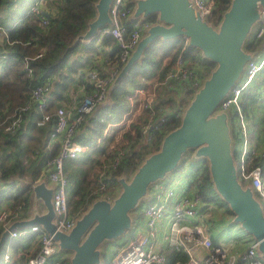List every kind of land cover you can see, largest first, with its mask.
Returning a JSON list of instances; mask_svg holds the SVG:
<instances>
[{
    "label": "built area",
    "instance_id": "built-area-1",
    "mask_svg": "<svg viewBox=\"0 0 264 264\" xmlns=\"http://www.w3.org/2000/svg\"><path fill=\"white\" fill-rule=\"evenodd\" d=\"M194 2L202 17H206L216 4L215 0H194ZM126 3L127 0H113L111 12L114 24L101 27L94 37L98 46L105 36L112 35L115 42L119 44V60L104 67L103 74L94 78L95 87L91 91H86L72 109L61 105L55 112L46 110L45 108L49 104L48 92L51 83L44 81L32 89L27 102L4 118L0 117V124H5L6 129L17 130L24 122L25 112L34 105L42 111L40 117L37 118V123L40 125L46 123L53 114H56L57 120L50 132V138L52 143H59L60 148L47 161L45 171L54 186L52 195L55 217L53 220L58 229L71 228L78 216V212L74 213L70 210L74 182L65 168L66 158L85 153L90 148L94 150L98 148L96 155L102 152L101 155L108 157L111 147L117 144L115 141L119 136L117 134L128 126L144 103L146 108L153 112L151 100L158 84L180 91L188 86L200 85L203 81L199 74L198 66L200 65H190L184 59V52L190 46V40L187 33L181 34L175 39L176 42L172 49L174 62L165 76L160 77L161 74L158 72L154 76L146 78L143 85L135 87L134 91L128 95L130 98L129 107L119 117V120L107 123L99 136L96 147L76 138L82 117L86 113L92 112L99 101L106 98L113 78L136 47L145 27L151 23L148 20L135 19L129 27L121 18V16H128L132 11V7ZM43 11L45 12L43 1L37 0L29 6L27 13L40 16ZM41 19L43 22L48 21L45 14L41 16ZM261 19L262 21L256 24L250 33V40L253 35L255 37L264 36V9ZM0 32L7 33L6 26L0 24ZM254 50L256 52L247 63L242 79L226 94L218 110L233 108L234 141L232 147L238 177L243 184L251 185L262 203V208H264V143H261L258 135L252 132L256 127V117L250 114L258 100L255 103L249 97L245 100L244 95V92L259 78L260 82L264 84V47ZM40 54L41 52L38 53V55ZM28 73H32L31 66H29ZM183 107L180 105L175 109L176 116H181ZM69 111H73L72 116H69ZM165 118L166 116L163 114L162 119ZM162 119L155 125L154 132ZM103 140H105L104 143H102ZM126 149V147H121L114 152L110 163L103 164L97 186L90 187L91 194L111 196L117 192L118 186L114 185L111 190L110 180L104 173L106 167L118 165ZM187 157L184 163L179 166L176 178L167 175L150 184L151 198L140 205V214L132 223L135 232L128 241L114 246L107 254L104 264H166V247L169 245L180 250L174 264H264V257L261 255L257 246L258 239L255 237L245 236L239 240L243 244L236 246L223 240L214 239L212 223L208 221V218L212 219L210 212H213V206L217 201L204 200L199 188V180H197L205 167L209 166V162L202 158L187 162ZM256 159L257 162L252 164V161ZM7 200L0 203V226L3 228L8 227L14 218H21L18 215L19 211H13L9 200ZM31 233H34V240L38 241V245L29 249L27 264H71L70 252H63L54 234L40 223L12 228L8 232V237H26ZM229 234L232 235L231 232ZM230 237L226 236L229 240ZM198 247L203 250L199 251ZM181 253H186V257L183 258ZM15 256L18 255L14 253L11 241L8 240L4 250L3 264H13L16 262H13Z\"/></svg>",
    "mask_w": 264,
    "mask_h": 264
},
{
    "label": "trees",
    "instance_id": "trees-1",
    "mask_svg": "<svg viewBox=\"0 0 264 264\" xmlns=\"http://www.w3.org/2000/svg\"><path fill=\"white\" fill-rule=\"evenodd\" d=\"M36 1L0 0V6L4 5V9L0 11V24L7 29V33L0 34V117L3 118L27 102L32 89L44 81L51 83L48 92L49 104L45 109L55 112L61 105L71 108L80 101L84 91H91L95 87L94 81H89L90 71L97 70L95 77H98L103 74L102 70L106 65L119 60V44L115 42L112 35H107L103 39L105 43L115 45L109 57L103 59V62L95 58L100 52L95 38L88 41L77 40L79 34L89 27L88 22L96 16L97 0H45V12H41L40 16L27 13L29 6ZM215 2L207 19L218 25L231 1L215 0ZM126 4L134 6L133 0H127ZM43 14L48 17L47 22L42 21ZM121 18L131 27L132 20L128 16H121ZM155 19L156 14L151 15L148 21ZM251 38L244 44L247 50L264 47V36L253 35ZM175 39L176 37L169 39L158 36L144 48L143 54L120 78L118 85L104 100L99 101L92 112L82 117L76 134L79 141L96 147L107 123L119 120L129 107L128 95L137 85L145 83V79H141V76L150 78L158 72L161 74L160 77L165 76L174 62L172 49ZM40 52L41 54L38 55ZM184 59L190 65H200L198 66L199 74L203 80L217 64L213 58L204 56L201 49L194 44L186 49ZM29 66L32 67L31 74L28 73ZM86 83L87 88L84 87ZM79 87H83L84 91L79 92ZM157 88V99L154 101L157 112L152 120L156 122V115L160 112H164L166 118L157 125L151 139L148 142L143 141L142 126L147 117L144 119L143 115H139L108 157L100 158L95 164L101 168L105 162L112 161L115 151L121 147L127 148L117 166L106 167L104 174L110 180L111 190L114 185L119 186L120 175L126 173L131 176L143 159L160 147L164 134L181 122L182 116H176L175 109L180 105L186 106L194 95L190 88L179 97L177 96L179 91L176 88L169 89L162 84H158ZM258 92L256 84L251 85L244 92L245 100L249 97L255 103L258 100ZM41 112L36 105L27 110L24 122L17 130H8L5 124H0V203L8 199L13 211L27 213L32 197V183L44 177L43 171L47 161L60 148L59 143H52L50 138V132L56 124V114L40 125L37 123V118L40 117ZM142 119L145 121L143 122ZM93 150L90 148L87 155ZM187 156L188 153L179 166L184 163ZM86 157L79 154L75 157H67L65 160V168L72 177L75 188L70 201L72 212L80 213L98 196L90 193V186L80 193L76 191V187L82 183L81 166ZM256 162L257 159L252 161V164ZM197 180H199V188L204 200L217 201L223 209L235 214L214 185L209 166L205 167ZM139 207L134 209L138 214H140ZM3 229L0 226V233ZM18 238H11L12 243L20 242ZM8 240L4 242L0 250V264H3L4 250ZM166 249V264H174L180 250L173 245L167 246ZM181 256L185 258L186 253H181Z\"/></svg>",
    "mask_w": 264,
    "mask_h": 264
},
{
    "label": "water",
    "instance_id": "water-1",
    "mask_svg": "<svg viewBox=\"0 0 264 264\" xmlns=\"http://www.w3.org/2000/svg\"><path fill=\"white\" fill-rule=\"evenodd\" d=\"M230 1L220 23L215 25L207 16L199 14L194 0H133L129 19L149 20L154 14L156 19L145 27L136 47L113 78L108 93L158 36L171 39L187 33L190 45L198 46L204 56L213 58L217 64L199 87L192 89L194 95L183 107L181 122L164 134L160 147L149 153L131 176L120 175L116 193L96 196L76 217L71 228L58 229L53 220L54 186L46 175L47 178L32 183L31 195L42 205L29 208L30 216L14 218L1 231L0 250L10 229L40 223L54 234L61 250L70 252L71 264H104L103 243L132 226L135 218L131 211L150 194V184L176 169L192 150L193 154L208 160L214 185L235 212L233 220L239 221L258 239L257 246L264 257V208L251 185L243 184L238 177L232 147V118L229 119L228 110H218L226 94L242 79L247 63L256 52L247 50L244 44L249 40L253 24L262 21L264 0ZM112 3L113 0H97V14L77 40L88 41L101 27L114 24Z\"/></svg>",
    "mask_w": 264,
    "mask_h": 264
},
{
    "label": "rangeland",
    "instance_id": "rangeland-1",
    "mask_svg": "<svg viewBox=\"0 0 264 264\" xmlns=\"http://www.w3.org/2000/svg\"><path fill=\"white\" fill-rule=\"evenodd\" d=\"M46 5V2L45 0H43V6ZM4 9V5L2 4L0 6V11H2ZM255 24V23H254ZM253 24L252 28L250 31H253L254 28H255V25ZM0 34H2L0 32ZM262 78V77H261ZM141 79H145L146 81V77L144 76H141ZM256 86L257 88L259 89V92H258V101L254 104V107L251 109L250 111V114L254 115L256 117V120H257V123H261V124H264V84H262L260 82V79H258L256 81ZM254 84V85H255ZM199 85L197 86H188L186 88H182L177 96L179 97L180 95H184L186 93V90L187 89H193V88H198ZM158 94V88L156 89V92L155 94L152 96V100L151 102H153V105H152V109H153V112L149 111L147 108H146V104L144 103L143 107L139 110V112L134 116V119L131 120L129 123H128V126L126 128H123L121 129V131L119 132V135L118 138H116V143L118 145V142L119 140H121L124 136V133L127 131V129L132 125V123H134L137 119H138V116L139 115H143L144 116V119H146V125L142 126V136H143V141L144 142H148L149 139H151V135L154 133V129H155V125L157 124V122L159 120L162 119V115L164 114V112H160L156 115V122L155 120L153 121V116L154 114L157 112L156 109L154 107V101L157 99L156 96ZM144 108H146L144 110ZM234 114V111H233V108H229L228 109V115H229V119H231V124H232V131H234V121H233V115ZM143 120V119H142ZM163 120V119H162ZM145 120H143L144 122ZM256 129H253V133H255ZM105 140L102 141V143H104ZM101 143V144H102ZM116 145V146H117ZM111 147V151L116 147ZM102 153V152H101ZM100 154H97V156L95 158H105L106 156L104 155H101ZM101 155V156H100ZM201 157L195 155L192 153V150H189L188 151V157H187V162L188 161H195L196 159H199ZM100 159H97L95 164L99 161ZM93 166V167H91ZM90 167V170L89 172L86 174L87 177L82 181L81 185L76 187V191L77 192H81L84 188H89L90 187H94V186H97L96 184L98 183V179H99V174L101 173V169L103 167V165L101 166V168L98 166V165H91ZM179 169V166L174 169V170H171L169 172H167V175H171L173 176L174 178L177 177L178 173H177V170ZM97 177H96V175ZM47 174L45 173L43 176L44 178H47L46 176ZM118 186V185H117ZM119 187V186H118ZM74 191H75V188H74ZM147 193H149L147 191ZM31 199H30V206L29 208L32 210L33 208H37L39 207L41 204L40 201L38 200H34L33 196L34 195H31ZM150 198V194H147L145 195L144 197V201L145 200H148ZM213 212H210L211 216H212V219L208 218V221L212 223V231H213V237L215 240H223L224 242H227V243H230V244H233V246H236V245H242V241H239L241 239H243L245 236H251L253 237L241 224L239 221L237 220H234L235 222H233V217H234V213L228 211V210H225L222 208V206L219 205L218 202L215 203V205L213 206ZM75 213H77V211H73ZM133 213V218H138V213L135 212L134 210L131 211ZM80 213L78 212V215ZM134 229L133 227L131 226L130 228H127L120 236H117V237H114V238H111V239H108L106 240V242L103 243L102 245V249L104 250V253H103V262L106 260V257H107V254L114 248V246L116 245H121L122 243L128 241L129 237L134 233ZM232 233L229 234V233ZM229 236L231 235L230 237V240L226 238V236ZM246 241V240H245ZM245 241H244V244H245Z\"/></svg>",
    "mask_w": 264,
    "mask_h": 264
},
{
    "label": "crops",
    "instance_id": "crops-1",
    "mask_svg": "<svg viewBox=\"0 0 264 264\" xmlns=\"http://www.w3.org/2000/svg\"><path fill=\"white\" fill-rule=\"evenodd\" d=\"M98 47H99V53L98 55H96V59L103 62V59H107L109 57V55L111 54L112 50L114 49L115 45L114 44H109V43H105L104 41H102L101 43L98 44ZM89 68H87L88 70ZM96 69V68H94ZM97 74V70H91L89 75V81L92 82L94 81V78ZM87 83L86 85H84L85 88H87ZM80 90L84 91L83 87H79V92ZM87 91V90H86ZM84 93H86L84 91ZM75 105V104H74ZM74 105L71 107V109L74 107ZM67 108V107H66ZM70 109V108H68ZM72 113L73 111H69V116H72ZM256 127V131L255 133L258 135V138L260 140L261 143H264V124H261V123H257V120H256V123H255ZM98 150V148H96ZM97 150H93L89 155L88 154V151L85 152V153H82V155H86L87 157L85 158V160L83 161L82 163V166H81V175H82V181L87 177V173L89 172L90 168L93 167L91 165H95V162L98 158H95L97 155L96 153L98 152ZM91 166V167H90ZM43 175L46 173L45 171V168H44V171H43ZM96 175V174H95ZM97 177V175H96ZM48 181L49 183H51V179L50 177L48 176ZM8 201V200H7ZM10 203V201H8ZM30 210H27V213L23 211V213L21 211H19L18 215H20V217H27V216H30L32 213L31 211L29 212ZM16 228V227H14ZM34 233H31L30 235L28 234L26 237L22 236L20 237L21 239H19L18 237H12V238H18L20 240L17 241L16 243H12L11 241V238L9 239L11 241V244H12V248H13V251L14 253H16L18 256H15L14 257V262L13 264H27V258H28V254H29V249L34 247V245H38V241L34 240ZM9 238V237H8ZM8 240V239H7ZM6 243V241H5ZM198 250L199 251H202L203 248L201 247H198ZM63 252H66L65 250H62ZM106 260H107V257H106Z\"/></svg>",
    "mask_w": 264,
    "mask_h": 264
}]
</instances>
